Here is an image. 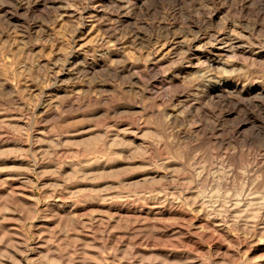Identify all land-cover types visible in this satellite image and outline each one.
I'll return each mask as SVG.
<instances>
[{
	"label": "clouds",
	"instance_id": "obj_1",
	"mask_svg": "<svg viewBox=\"0 0 264 264\" xmlns=\"http://www.w3.org/2000/svg\"><path fill=\"white\" fill-rule=\"evenodd\" d=\"M0 264H264V0H0Z\"/></svg>",
	"mask_w": 264,
	"mask_h": 264
}]
</instances>
